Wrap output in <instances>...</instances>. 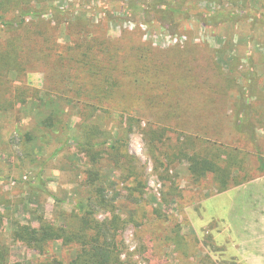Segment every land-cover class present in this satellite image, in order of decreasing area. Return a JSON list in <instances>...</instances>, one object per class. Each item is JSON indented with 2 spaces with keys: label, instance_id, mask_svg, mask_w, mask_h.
Returning <instances> with one entry per match:
<instances>
[{
  "label": "rangeland",
  "instance_id": "rangeland-1",
  "mask_svg": "<svg viewBox=\"0 0 264 264\" xmlns=\"http://www.w3.org/2000/svg\"><path fill=\"white\" fill-rule=\"evenodd\" d=\"M29 7L42 19L18 29L4 23ZM3 12L6 263H70L80 243L57 240L41 252L16 238L17 227L75 234L87 221L110 223L118 264H247L237 245L252 237L251 211L264 193V183L250 185L264 177V0H26ZM21 34L20 60L7 71L4 57ZM74 41L80 56H115L125 44L126 73L103 65L113 74L105 83L107 74L91 80L63 67ZM81 81L88 97L74 89ZM109 83L113 95L103 101L95 93ZM150 128L167 130L165 138L152 143ZM199 155L218 171L195 172Z\"/></svg>",
  "mask_w": 264,
  "mask_h": 264
},
{
  "label": "trees",
  "instance_id": "trees-1",
  "mask_svg": "<svg viewBox=\"0 0 264 264\" xmlns=\"http://www.w3.org/2000/svg\"><path fill=\"white\" fill-rule=\"evenodd\" d=\"M26 0H0V12H6L9 9H17L20 2ZM31 0H29L30 2ZM3 12V13H4ZM60 12V11H59ZM61 13V12H60ZM44 16V11L36 9L34 7H29L27 9H22L20 16H18V20L16 22H4L8 27L11 25L15 26L16 29L24 26L26 20L28 18H40ZM224 20H220L221 22L225 21H233L231 20V16H217V18H221ZM3 20V16H0V21ZM219 22V21H218ZM19 32L20 30H14ZM28 38V37H26ZM32 40H33V32L29 30V57L34 55L31 52H36L32 48ZM25 38L21 34L19 35V39L16 38L15 41L10 45L7 54L5 55V68L7 71L10 66L18 64V59L20 60L18 53L23 49ZM57 45H59L56 42ZM124 47L122 46V51L120 53V48L116 49L115 56H112L110 53L106 55L104 52H98L95 54L92 50L85 52L82 56H80V45L75 44L68 47L69 52L68 56H60V62L63 67H67L65 61L73 67V69H77L78 72H82V75L91 80H95L93 78L96 76L98 72L100 77L105 78V74L107 77L104 80L109 81L111 79V75L108 74L107 68H111L112 73H126V57H124ZM79 51V53H78ZM38 53V52H37ZM14 54L13 61L9 62V57ZM36 54V53H35ZM79 55V58H78ZM132 54H130L131 56ZM17 58V59H16ZM81 59V60H80ZM97 60V63H94ZM103 65L107 68H103ZM77 67V68H76ZM117 71V72H116ZM212 72V71H211ZM75 79H77L75 77ZM113 81V80H112ZM78 82V81H77ZM75 91H78V94L81 97L89 96L91 94L90 90L86 87V85L81 81V85H75ZM100 92H96L97 97L101 98L103 101L108 100L113 95V90L111 87V83L107 84L104 89L99 88ZM1 101V100H0ZM11 108H5L1 105L0 102V110H10ZM94 130L89 134V146L92 148L93 140L95 139L96 133H99V129L93 128ZM167 132V130H166ZM165 131L155 130L150 128L146 131L147 137L150 139L152 143H155L157 140L162 141L165 138ZM167 140L169 137L167 136ZM200 156V155H199ZM197 157L195 156L191 162L193 163L192 169L195 172L198 171H211L217 172L216 165L210 161L206 157ZM134 159V158H133ZM18 231L15 233L16 238L25 243L26 245L38 249L41 252H44L47 246L54 241H62L64 245H72L76 243H80L82 245V251L78 254L77 258L72 260L68 264H118L120 262V253L118 251V247L116 244L112 245L114 239H111L112 228L110 223H92L85 221L84 225H80L75 232V234H70V232L66 228H56L53 225H45L42 235H39L37 232H34L30 227L20 226L18 225ZM114 246V247H113ZM8 254V248H6L2 242H0V264L6 263V255ZM27 264H66L65 262L59 259H52L47 263H27Z\"/></svg>",
  "mask_w": 264,
  "mask_h": 264
},
{
  "label": "crops",
  "instance_id": "crops-1",
  "mask_svg": "<svg viewBox=\"0 0 264 264\" xmlns=\"http://www.w3.org/2000/svg\"><path fill=\"white\" fill-rule=\"evenodd\" d=\"M250 183L252 187L254 185L262 186L260 184L264 183V177L253 180ZM260 194L262 195L264 193ZM261 195L257 196L260 202L256 204V208H253V212L251 211L250 225L253 235L250 239L247 235H241L239 237V241L245 246L244 250H242L240 242L239 246L237 245V249L240 248V250H237L239 257L247 264H264V196L262 197ZM248 242L249 249L246 247Z\"/></svg>",
  "mask_w": 264,
  "mask_h": 264
}]
</instances>
